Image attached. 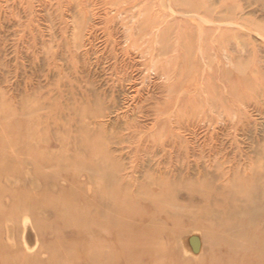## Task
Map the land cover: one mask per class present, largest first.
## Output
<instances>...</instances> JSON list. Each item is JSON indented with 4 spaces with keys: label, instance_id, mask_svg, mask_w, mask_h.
<instances>
[{
    "label": "rangeland",
    "instance_id": "374dc122",
    "mask_svg": "<svg viewBox=\"0 0 264 264\" xmlns=\"http://www.w3.org/2000/svg\"><path fill=\"white\" fill-rule=\"evenodd\" d=\"M220 223L264 235V0H0V264H209Z\"/></svg>",
    "mask_w": 264,
    "mask_h": 264
},
{
    "label": "bare ground",
    "instance_id": "6f19581e",
    "mask_svg": "<svg viewBox=\"0 0 264 264\" xmlns=\"http://www.w3.org/2000/svg\"><path fill=\"white\" fill-rule=\"evenodd\" d=\"M254 182L255 179H253L252 182L245 184L246 189H248V192L250 193H253L254 190H256L257 188V184L256 182L254 184ZM246 206L249 207V203L241 207H246ZM217 230L220 231L219 239L221 244V245L217 244V246L219 250L221 246L223 247L221 248V251L222 249H224L225 255L221 254L222 256L218 257L217 259L215 258L209 264H243V262L246 261L253 262V264H264V235L261 236L259 240L254 241V243L256 244L255 247L253 246V244H251L250 246H247V248H245L243 245L242 246L234 245L233 240L239 237L238 229L228 226L225 228V226L222 223H220L217 227ZM212 251H214V249H212Z\"/></svg>",
    "mask_w": 264,
    "mask_h": 264
}]
</instances>
